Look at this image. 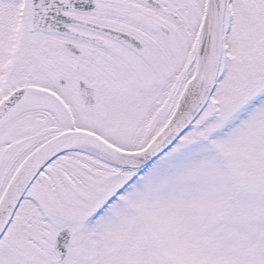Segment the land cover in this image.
I'll return each instance as SVG.
<instances>
[{"label": "snow or ice", "instance_id": "snow-or-ice-1", "mask_svg": "<svg viewBox=\"0 0 264 264\" xmlns=\"http://www.w3.org/2000/svg\"><path fill=\"white\" fill-rule=\"evenodd\" d=\"M0 264H264V0H0Z\"/></svg>", "mask_w": 264, "mask_h": 264}]
</instances>
